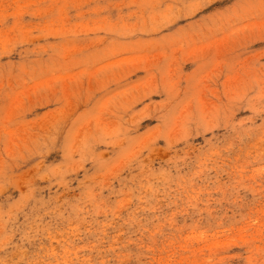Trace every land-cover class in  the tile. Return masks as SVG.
<instances>
[{
	"label": "rangeland",
	"instance_id": "rangeland-1",
	"mask_svg": "<svg viewBox=\"0 0 264 264\" xmlns=\"http://www.w3.org/2000/svg\"><path fill=\"white\" fill-rule=\"evenodd\" d=\"M0 264H264V0H0Z\"/></svg>",
	"mask_w": 264,
	"mask_h": 264
}]
</instances>
